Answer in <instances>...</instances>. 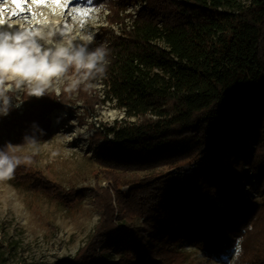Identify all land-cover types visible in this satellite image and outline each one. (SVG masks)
I'll return each instance as SVG.
<instances>
[{
    "label": "trees",
    "instance_id": "obj_1",
    "mask_svg": "<svg viewBox=\"0 0 264 264\" xmlns=\"http://www.w3.org/2000/svg\"><path fill=\"white\" fill-rule=\"evenodd\" d=\"M243 1L100 0L108 25L94 47L107 46L109 64L92 81L102 88L78 96L90 113L111 102L136 117L96 128L101 162L122 170L197 166L189 175L143 178L128 193L114 176L110 187L66 191L18 167L16 176L66 203L94 196L100 222L68 264H191L185 243L208 257L197 264L233 253V264H264V0ZM69 95L23 97L22 112L0 117V147L11 134L24 142L33 122L43 129L36 138L45 137L49 115L71 103ZM251 179L260 202L241 190ZM110 252L120 254L117 262L106 260Z\"/></svg>",
    "mask_w": 264,
    "mask_h": 264
},
{
    "label": "rangeland",
    "instance_id": "obj_2",
    "mask_svg": "<svg viewBox=\"0 0 264 264\" xmlns=\"http://www.w3.org/2000/svg\"><path fill=\"white\" fill-rule=\"evenodd\" d=\"M66 7L65 16L72 9H84L85 19L92 17L89 30L96 33L95 42L89 45L93 48L101 28L108 25V8L98 9L100 0H61ZM24 15L28 14L29 7H40L48 11L43 5H36L33 0H24ZM249 4V1H243ZM0 5L5 14L12 16L16 11L14 4L11 7ZM137 5L129 6L127 12H135ZM74 14H78L76 11ZM23 16V15H21ZM81 16V15H80ZM71 22V17H68ZM93 84V89H101V84ZM61 89L65 84L56 85ZM72 100L53 111L50 130L45 137H39L34 146L25 145L24 142L10 140L5 136V142L15 144L17 155H31L32 164L24 166L28 173H41L47 180L62 186L63 189L113 186L116 177L119 188L128 193L130 184L139 180L157 175L159 173L175 172L177 169L170 164H161L152 169L122 170L104 165L100 160L95 142L92 141L96 128H104L115 120H132L124 109L117 108L114 103H95L93 112H89L78 96V91L69 95ZM24 105L18 110L22 112ZM60 118L57 121V118ZM111 137H113L111 135ZM101 142V140L99 139ZM57 153L53 155V153ZM245 170L249 167L245 164ZM243 193L250 199L260 202L263 195L258 191L255 179L246 181L241 187ZM115 196V194H114ZM113 203L116 206L115 197ZM101 213L94 204V196L87 192L83 200L66 203L43 189L33 185L32 179L14 178L8 182L0 183V264H68L78 251L84 247L94 233L100 222ZM182 249L188 254V263L197 264L206 262L205 252L185 243ZM132 259V255H127ZM120 254L110 252L105 254L106 260L117 262ZM235 253L230 257L214 261V264H233Z\"/></svg>",
    "mask_w": 264,
    "mask_h": 264
},
{
    "label": "clouds",
    "instance_id": "obj_3",
    "mask_svg": "<svg viewBox=\"0 0 264 264\" xmlns=\"http://www.w3.org/2000/svg\"><path fill=\"white\" fill-rule=\"evenodd\" d=\"M40 7H29V14L13 20L0 11V117H6L18 109L27 99L50 96L58 98L63 92L77 91L90 93L92 81L106 75L110 51L103 43L90 48L96 33L89 30L92 17L88 19L74 14L76 9L64 13L65 3L61 0H33ZM11 7L12 0H3ZM101 3L98 9L102 10ZM2 10V5H0ZM71 17V22H68ZM60 118H57V121ZM32 134H25L24 144L37 143L36 132L43 134L35 122ZM16 145L5 142L0 147V183L8 182L20 166L32 164L31 155H17ZM57 153H53L56 155Z\"/></svg>",
    "mask_w": 264,
    "mask_h": 264
},
{
    "label": "snow or ice",
    "instance_id": "obj_4",
    "mask_svg": "<svg viewBox=\"0 0 264 264\" xmlns=\"http://www.w3.org/2000/svg\"><path fill=\"white\" fill-rule=\"evenodd\" d=\"M40 2H41V0H37V3H40ZM12 3L14 4L15 9H16V11L12 12L13 16L20 15V14L24 13V9H25V6H26L25 3H24V0H12ZM65 7H66V5H65ZM0 11H3V9L0 10ZM76 11L81 16H84V15L87 14V11L84 10V9H77Z\"/></svg>",
    "mask_w": 264,
    "mask_h": 264
},
{
    "label": "built area",
    "instance_id": "obj_5",
    "mask_svg": "<svg viewBox=\"0 0 264 264\" xmlns=\"http://www.w3.org/2000/svg\"><path fill=\"white\" fill-rule=\"evenodd\" d=\"M196 166H197V162H191V163L182 165L180 169H178L177 171L179 173H182L183 175H189L193 173Z\"/></svg>",
    "mask_w": 264,
    "mask_h": 264
},
{
    "label": "bare ground",
    "instance_id": "obj_6",
    "mask_svg": "<svg viewBox=\"0 0 264 264\" xmlns=\"http://www.w3.org/2000/svg\"><path fill=\"white\" fill-rule=\"evenodd\" d=\"M7 15H10V14H7ZM21 15H24V14H20V15H16V16H21ZM13 16V15H12Z\"/></svg>",
    "mask_w": 264,
    "mask_h": 264
}]
</instances>
